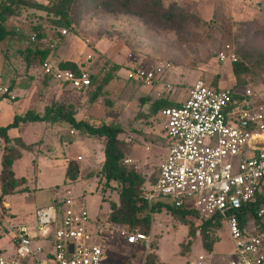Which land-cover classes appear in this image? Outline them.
<instances>
[{"label": "rangeland", "instance_id": "obj_1", "mask_svg": "<svg viewBox=\"0 0 264 264\" xmlns=\"http://www.w3.org/2000/svg\"><path fill=\"white\" fill-rule=\"evenodd\" d=\"M163 1L166 5L178 3L191 13L193 20L177 29L146 24L133 14L93 10L83 15L78 25L66 29L67 35L60 42L56 40L58 60L80 65L89 74L102 78L110 67L120 66L119 71L112 73L113 79L96 102L90 101L87 92H65L54 83L44 81L38 60L27 67L25 57L29 47L51 49L55 41L52 39L57 30L50 16L42 11L24 9L8 16L4 26L11 35L0 42V75L4 83L16 89L18 99L12 104L0 105V125L7 126L15 116L29 110L43 113L47 106L71 103L78 119H87L97 126H120L123 130L120 140L126 153L123 164L138 172L147 187L155 182L168 153L170 139L163 131L161 118L148 115L153 101L163 98L182 104L198 81L220 90L243 93L250 88L264 93L263 0ZM37 2L48 5L47 0ZM39 33H43L45 39L38 43L32 37ZM228 47L236 52L240 61L245 60L244 56L250 58L251 73L243 76L244 84H238L232 65L218 61V54ZM89 56L92 59L88 61ZM106 62L109 65L105 71ZM135 67H163L165 72L152 87L145 88L133 78ZM27 126V142L32 150L24 151L23 158L15 163L14 171L17 177L28 179L31 191L9 197L11 213L2 208L0 200V224L10 220L9 224L0 227L2 247L13 254L9 227L34 223L37 208L49 206L56 198L70 193L75 201L87 208L95 222L94 227L103 232L101 246L108 254L110 264H144L149 253L157 255V263L194 264L204 250L201 235L190 239L188 226L166 209L149 214L151 226L146 233L140 228L109 222L108 203L101 198L103 183L90 176L99 172L104 163L105 143L102 139L87 137L78 131L71 143L55 148L57 134H47L41 124ZM64 127L71 130L69 125ZM129 139L132 142H128ZM43 144L55 148L49 150L52 155L47 153V147L42 148ZM4 146L0 137V166ZM34 159H38L37 164ZM68 160H76L81 165L77 182H65L64 163ZM1 191L0 187V197ZM106 198L119 203L118 189L109 191ZM164 203L173 205L170 199ZM133 231L150 237L149 250L142 244L131 246L126 243V235ZM212 237V253L216 259L225 262L236 257L226 225L214 231Z\"/></svg>", "mask_w": 264, "mask_h": 264}, {"label": "built area", "instance_id": "obj_2", "mask_svg": "<svg viewBox=\"0 0 264 264\" xmlns=\"http://www.w3.org/2000/svg\"><path fill=\"white\" fill-rule=\"evenodd\" d=\"M218 61L233 65L240 59L228 47ZM41 72L73 91H85L92 84L87 71L62 69L52 59L42 62ZM164 72L163 67H135L133 78L150 88ZM17 98L12 87L0 82V102ZM161 118L172 144L157 182L142 193V200L152 208L170 199L176 208L195 211L199 224L215 218L228 227L236 257L223 262L204 249L194 264H264V203L256 212L259 224L242 226L236 214L264 194V93L220 90L198 81L187 100L162 109ZM94 225L87 208L68 193L37 209L34 223L9 227L14 253L0 249V264H110L101 246L103 232ZM125 240L149 250L150 237L144 233L133 231Z\"/></svg>", "mask_w": 264, "mask_h": 264}, {"label": "trees", "instance_id": "obj_3", "mask_svg": "<svg viewBox=\"0 0 264 264\" xmlns=\"http://www.w3.org/2000/svg\"><path fill=\"white\" fill-rule=\"evenodd\" d=\"M48 5H42L37 0H0V42L4 41L11 32L7 31L4 26L6 18L17 14L18 9L34 10L45 12L51 19L52 24L56 28L57 35H55L54 43L51 46L54 48L47 49L44 47H29L25 62L27 67L34 64L38 60L40 73L44 81L47 83H54L63 91L69 93L87 92L91 102H96L101 96L104 87L113 79L112 73L120 70L119 65L110 67L104 77L100 75L90 74L92 84L85 91H73L65 89L60 84L55 83L51 79L44 76L41 72V65L44 60L52 59L54 49L57 47V42H60L65 35L62 31L71 29L78 25L81 17L90 11L103 10L109 13L123 12L133 14L143 19L146 24H152L157 27H171L179 28L180 25L188 24L193 20L191 13L186 11L178 3L174 2L166 5L163 0H47ZM264 3V0H263ZM67 31V30H66ZM38 43L44 40L43 33L36 35ZM44 38V39H43ZM35 40V41H36ZM57 40V42H56ZM38 45V44H37ZM245 60L232 65L233 73L239 85L244 84L243 76L251 73L249 67L250 58L244 56ZM91 60V59H90ZM89 61V60H88ZM87 61V62H88ZM59 67L65 70H73L80 72L81 66L71 62H60ZM109 63H105V70ZM106 71V70H105ZM1 78V75H0ZM1 82L2 81L1 78ZM13 88L12 85L8 84ZM241 98L240 95H237ZM148 102V99L143 101V105ZM180 103H173L167 99H158L152 102L149 116L158 115L161 118V111L164 108L180 106ZM77 113L75 107L71 103H60L47 106L43 113L36 110H29L24 115L15 116L14 121L6 126H0V137L3 139L5 146L3 149V156L1 161L0 172V187L2 188L1 202L8 196H14L19 192L18 188L26 183L25 178H17L13 164L15 161L22 158V150L31 151L32 146L26 145L21 139L12 140L8 132L11 129L18 128L21 124L26 123H49L51 125H69L74 131H79L85 136H92L102 139L105 143L104 150V164L102 169L97 173H91V177H99L100 183H103L101 190V198L108 203L110 223L127 225L132 229L140 228L143 232H148L151 226V213L162 212L166 209L167 212L175 218L181 219L185 225L188 226V236L190 239L201 235L203 247L208 253L213 252L214 238L212 233L221 228L224 223L221 219H208L202 224L198 223V214L193 210L176 208L175 206L159 202L150 208L143 200L142 193L151 188L158 180L149 183V188L146 186L143 177L135 170L128 169L123 163L126 158L125 146L120 140L123 130L120 126L103 124L97 126L87 119L77 120ZM162 120V118H161ZM163 123V120H162ZM164 131V130H163ZM165 133V132H164ZM132 140V139H131ZM132 142V141H131ZM172 142L169 141L168 149ZM80 170L75 161H69L66 179L74 182L79 178ZM115 188L119 191V203L106 198L109 191H114ZM117 191V190H116ZM264 203V194H262L258 201L250 204L242 211L237 212L242 226L247 223L255 221L258 224L261 220L256 216V212L260 204ZM157 255L149 253L144 260V264H167L157 263Z\"/></svg>", "mask_w": 264, "mask_h": 264}, {"label": "crops", "instance_id": "obj_4", "mask_svg": "<svg viewBox=\"0 0 264 264\" xmlns=\"http://www.w3.org/2000/svg\"><path fill=\"white\" fill-rule=\"evenodd\" d=\"M58 48V46L55 48V51H54V54H53V61L55 62V63H60V62H65V61H62V59H59L58 60V58H57V55H58V53L56 54V49ZM0 82H1V78H0ZM14 89V88H13ZM15 90V93H16V89H14ZM17 95V94H16ZM17 97H18V95H17ZM18 99V98H17ZM17 101V100H16ZM15 101V102H16ZM14 103V102H13ZM5 104H12V103H10V102H5V101H3V102H0V105H5ZM39 113H41V112H39ZM1 114H2V112L0 111V116H1ZM21 116V115H20ZM15 118V117H14ZM14 118H13V121H14ZM77 120L78 121H80L81 119H78V115H77ZM12 121V122H13ZM12 122H10V124L12 123ZM10 124H8V125H10ZM29 124H41L43 127H44V131L45 132H47V134H49V133H53V134H57V136H56V138H55V145H56V147L55 148H57V146H62V145H64V144H67V143H71L72 142V140H73V137H75L76 136V134H77V132L78 131H75L74 130V134H70V131L72 130H66V128L64 127V125H51V124H49V123H26V124H21L18 128H14V129H11L9 132H8V135H9V137L12 139V140H15V139H21L26 145H30V142H27L28 141V139H27V136H26V134L29 132V129H28V126L27 125H29ZM7 125V126H8ZM1 126V125H0ZM1 127H6V126H1ZM38 127V126H37ZM88 137V136H87ZM96 138V137H95ZM44 139H45V137H44ZM43 140V139H42ZM46 140H48L47 139V137H46ZM49 142V141H48ZM43 147H47V145L46 144H43L42 145V148ZM54 147L53 146H51V147H47V149H48V154H51L52 155V152L51 151H49V150H54L53 149ZM24 151H26V150H22V154L24 155ZM42 156H45L44 154H42ZM39 158H40V156H38ZM49 156H47V158H48ZM52 157V156H51ZM22 158H23V156H22ZM21 158V159H22ZM38 158V159H39ZM21 159H19V160H21ZM38 159H34V163L35 164H37V160ZM105 159V158H104ZM19 160H17V161H19ZM2 161V160H1ZM17 161H15L14 162V164H13V170H14V165H15V163L17 162ZM69 161H71V160H68V161H66V163H64V166H65V182H67L68 180L66 179V173H67V168H68V163H69ZM72 161H75L76 163H77V165H78V167H79V170H80V175H81V165L79 164V162L78 161H76V160H72ZM81 161V160H80ZM83 161V160H82ZM104 164V163H103ZM103 167V166H102ZM102 169V168H101ZM100 169V170H101ZM99 170V171H100ZM0 172H1V166H0ZM14 173H15V171H14ZM15 175H16V173H15ZM80 175H79V178L76 180V181H74V182H77V181H79L80 180ZM17 177V176H16ZM17 178H19V177H17ZM20 178H25V177H20ZM40 177H38V179H39ZM26 179V178H25ZM91 179H94V180H96V181H99L100 180V178L99 177H94V178H91ZM27 181H26V183L22 186V187H20V188H18V190L17 191H23V190H25V191H31L30 189H29V186H28V179H26ZM97 187H98V185H97ZM18 194V193H17ZM9 197H13V196H8V197H6V198H4L3 199V201L1 202V205H2V208L5 210V211H7V212H10L11 211V209H12V205H11V203H10V201H9ZM61 197V196H60ZM59 199V198H58ZM56 200H57V198H56ZM37 209H39V208H37ZM37 211V210H36ZM35 211V212H36ZM6 212V213H7ZM11 213V212H10ZM34 215H35V213H34ZM33 219H34V217H33ZM9 221L10 220H6L4 223H1L0 224V227H2V226H4V225H7V224H9ZM4 224V225H3ZM9 226V225H8ZM0 249L3 251V252H5L6 254H8V255H13L12 253H10L9 252V250L8 249H6V248H4V247H2L1 245H0Z\"/></svg>", "mask_w": 264, "mask_h": 264}]
</instances>
